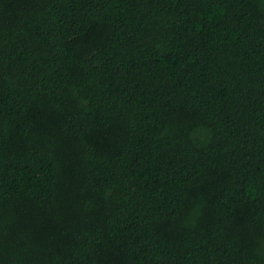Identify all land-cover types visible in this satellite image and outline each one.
Returning a JSON list of instances; mask_svg holds the SVG:
<instances>
[{
	"label": "trees",
	"instance_id": "trees-1",
	"mask_svg": "<svg viewBox=\"0 0 264 264\" xmlns=\"http://www.w3.org/2000/svg\"><path fill=\"white\" fill-rule=\"evenodd\" d=\"M0 264H264V0H0Z\"/></svg>",
	"mask_w": 264,
	"mask_h": 264
}]
</instances>
